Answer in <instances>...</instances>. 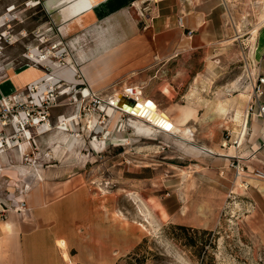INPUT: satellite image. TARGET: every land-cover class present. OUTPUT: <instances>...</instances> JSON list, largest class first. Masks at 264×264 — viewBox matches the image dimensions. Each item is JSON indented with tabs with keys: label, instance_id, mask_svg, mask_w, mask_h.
I'll return each mask as SVG.
<instances>
[{
	"label": "rangeland",
	"instance_id": "obj_1",
	"mask_svg": "<svg viewBox=\"0 0 264 264\" xmlns=\"http://www.w3.org/2000/svg\"><path fill=\"white\" fill-rule=\"evenodd\" d=\"M46 1L0 0V86L10 73L49 75L35 84L33 78L12 95L0 94V220L27 215V194L42 183L74 178L112 191L113 214H121L114 222L129 224L137 234L136 249L115 264H264V246L242 223L243 202L236 193L244 190V177L236 172L247 171V111L258 65L252 41L264 0H224V26L181 72L139 85L121 78L93 91L74 59L72 38L60 35ZM72 64L73 76L67 72ZM125 85L140 87L184 134L137 133L136 120L111 107L110 98ZM243 91L247 101L238 100ZM188 146L204 153H188ZM151 201L164 209L165 220ZM193 230L215 234L207 255H196L206 236ZM190 238L194 245L187 243Z\"/></svg>",
	"mask_w": 264,
	"mask_h": 264
},
{
	"label": "crops",
	"instance_id": "obj_2",
	"mask_svg": "<svg viewBox=\"0 0 264 264\" xmlns=\"http://www.w3.org/2000/svg\"><path fill=\"white\" fill-rule=\"evenodd\" d=\"M142 1H46L60 35L72 38L74 59L90 91L121 78L139 85L181 72L194 52L205 49L210 38L217 37L215 30L224 26V0H151L153 10L139 18L131 5ZM252 45L256 73L264 76V20ZM11 75L0 94H11L32 80L13 81ZM248 130L243 176L247 189L236 193L243 202L242 223L250 238L264 246V180L253 175L264 171V116L250 115ZM48 193L57 197L49 199ZM26 205L27 215L15 213L0 220V264H115L139 243L129 224L114 222L112 191L100 192L74 178L42 183L27 194Z\"/></svg>",
	"mask_w": 264,
	"mask_h": 264
},
{
	"label": "bare ground",
	"instance_id": "obj_3",
	"mask_svg": "<svg viewBox=\"0 0 264 264\" xmlns=\"http://www.w3.org/2000/svg\"><path fill=\"white\" fill-rule=\"evenodd\" d=\"M263 20H264V16H263ZM237 30L239 31L238 27H237ZM238 31H237V34H238ZM72 48H73V46H72ZM30 57L33 58L34 61H36V59H37L35 57V55H32V54H31ZM67 72H68V75H71V76H73V74H74V70L72 69V67ZM20 77L21 78H26V79L27 78L28 79H31V78L33 79L34 78L33 81H32L34 84L36 83L35 79L37 77L40 78L41 80H46V79L49 80V75H46L44 73L40 75V74L34 73L32 71H24V72H21V73H18V74H13V75L10 76V78L13 81L18 79V78H20ZM20 88H18L17 90H19ZM41 90H43V89H41ZM16 91H14V92H16ZM14 92H12L10 95L14 94ZM124 95H127L130 98H133L134 100H136V102L140 106H142L141 110L136 109L134 113L127 112L130 116H132L136 120V124H133L132 127L140 135H142V136L151 135V134H153L156 131L157 132H163V133H172V132H177L179 130V128L176 126V124L174 123L172 118L166 112L161 111L160 109H158V106L156 105V103L153 100L144 97L141 88L137 87V86H126V85L123 86L120 92H117L114 95V97L110 98V103H111L112 109H117V110H120V111H124V110L112 105V103L115 100L116 101L120 100L121 97L124 96ZM34 97L37 99V95H34ZM248 99H249V97H248L247 94H245L244 91H243V93H240L239 96H238V100L239 101H247ZM146 101L150 102V104H151L150 107H143V105H144V103ZM142 111H145V115H142ZM161 113L163 115H161ZM159 121H161L160 123H163V124L164 123H168V125H169L168 130H165V128L162 126L163 124L162 125L158 124ZM16 125L17 124L14 122L13 127H15L16 130H17V126ZM242 126H243V124H242ZM59 129L63 130L62 127H59ZM46 130H48V128ZM179 134H184V133L181 132V130H179ZM109 138H111V139L117 138V135L115 133H110L109 134ZM73 142H74V140H72V139L67 142L66 150L70 151L72 149ZM1 147L2 146H1V143H0V148ZM185 151L188 152V153H198V154L199 153H204V150L197 149V148L190 147V146L185 147ZM208 152H210V151H208ZM134 200H136V199H134ZM150 205H151L152 208H154V209H156L158 211L160 219L165 220L167 218L166 212L164 211V209L161 207V205L159 203H157L156 201H151ZM143 214L147 215L145 212ZM113 220L121 221V214H119L118 212L117 213L115 212L113 214ZM140 228L143 231L145 230V226L144 225H140ZM60 246H63V244L61 242H60ZM63 255H65V254H63Z\"/></svg>",
	"mask_w": 264,
	"mask_h": 264
},
{
	"label": "built area",
	"instance_id": "obj_4",
	"mask_svg": "<svg viewBox=\"0 0 264 264\" xmlns=\"http://www.w3.org/2000/svg\"><path fill=\"white\" fill-rule=\"evenodd\" d=\"M151 0H143L141 3H136L132 4L131 7L137 12V14L140 17H147V15L150 14V12L153 10L150 6ZM178 25L182 27V18H178ZM188 35H191V32L188 33ZM264 76L260 73H257L255 77L251 81V98H250V103L248 106V115H257L260 117L264 116ZM239 171L243 173L241 175L240 173L236 172V176L241 178L244 176L245 171L243 168H240ZM253 175L260 179L264 180V171L258 172L255 171L253 172ZM241 183L244 187V190L247 189V183L241 179ZM25 205L23 204V207Z\"/></svg>",
	"mask_w": 264,
	"mask_h": 264
},
{
	"label": "trees",
	"instance_id": "obj_5",
	"mask_svg": "<svg viewBox=\"0 0 264 264\" xmlns=\"http://www.w3.org/2000/svg\"><path fill=\"white\" fill-rule=\"evenodd\" d=\"M37 7L41 8V1L38 2ZM175 229L180 230V231H186V228H184L182 226H177V227H175ZM192 232H194L196 234L199 233L202 236H206L204 243L201 245V247L197 248V250L195 252H196V255L198 257H200L201 254L207 255L208 250L212 249L214 247L213 243H214V240L216 238L215 234H213L211 231H207V230H201V231L193 230ZM188 241L189 242H187V243L189 245H194V242H195L194 238H190ZM206 247H207V249H205Z\"/></svg>",
	"mask_w": 264,
	"mask_h": 264
},
{
	"label": "water",
	"instance_id": "obj_6",
	"mask_svg": "<svg viewBox=\"0 0 264 264\" xmlns=\"http://www.w3.org/2000/svg\"><path fill=\"white\" fill-rule=\"evenodd\" d=\"M112 105L124 110L125 112H129V113H134L136 109L141 110V107H142L136 102V100L128 97L127 95L122 96L121 99L118 101L115 100L112 103ZM150 105H151L150 102L146 101L143 107H150ZM142 115H145V111H142ZM161 115L163 114L161 113ZM160 122L161 121H159L158 124L162 125L163 123H160ZM162 126L165 128V130H168L169 128L168 123H164Z\"/></svg>",
	"mask_w": 264,
	"mask_h": 264
}]
</instances>
